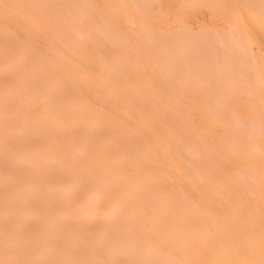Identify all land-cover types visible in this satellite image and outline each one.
Wrapping results in <instances>:
<instances>
[{
	"label": "rangeland",
	"instance_id": "1",
	"mask_svg": "<svg viewBox=\"0 0 264 264\" xmlns=\"http://www.w3.org/2000/svg\"><path fill=\"white\" fill-rule=\"evenodd\" d=\"M31 1H34V0H31ZM49 1L51 2V4ZM49 1L41 0V3L39 1V5L37 7L36 6L30 7V4L28 3L29 1L27 2L26 0L23 1L24 5L23 3L22 4L19 3V2H22V0L21 1L0 0V11H1L0 12V45H1L0 46V71H1L0 72V98L4 94L3 97L0 99V102L2 103L0 104V113L1 112L3 113V116L1 115L2 117L0 118V126L2 125L4 127V128L2 127V130L6 138L9 139L10 138L9 136L11 137L13 136V134L11 133L12 129L15 128L14 127L15 125L16 127L18 125V127L20 128L22 132V134L18 132L19 133V134L17 133L18 136L19 137L22 136L21 138H24L27 136V138L29 139V144L33 145L32 148L27 149L26 147H24L22 150H25V151L32 150L33 151V149L35 148L34 151H37V152L40 151L39 157L41 158L37 157V160L41 165L44 164L43 166H41L43 167L42 170L45 171L44 166H46L45 169L47 170V172H49L50 170L58 171V174L57 172L56 174L52 173L53 171L50 172L49 175L47 173L48 177L46 176L44 180L45 182L46 181L48 182V183L46 182V186L48 189L43 191L42 194L45 197H50V196L54 197L58 193V190H59L58 189L56 192H54L53 190L55 188L59 187L62 189L68 186V184H70L68 183L69 179L67 178V176H65L66 174L63 173L64 171L63 170L61 171L59 169L61 168L59 167L60 164L67 159V157L65 158L64 155H62L64 157L60 156V154H63L62 150H64L65 148H67L70 152H74L75 150H76L75 151L76 153L78 152V154H76V158L77 157L78 158L75 161H79L77 163H79V165L81 164L80 165L82 167L81 169L84 168L83 166L86 167L87 165H89V163L93 167V164L99 159V157H105L106 160H109V161L114 160L113 162L111 161V163H113L114 166L116 165V167H118L119 165V167H121V169H123L124 171L127 170L126 172L130 173L129 175L131 176L133 175L136 177L138 174L135 175V173L136 172L138 173L139 170L136 169V166L132 165L133 163L132 158L134 157V154H136L138 150L139 151L141 150L139 148H143V150L146 151L145 153H147V150L150 149L151 150L149 151L150 153L154 151L157 154L153 152L151 153L152 158L151 159L147 158V161H149L146 163V166H148L146 167L147 171H149L150 169L151 170L149 172L151 173L158 171V170L157 171L153 170L156 168V166L154 167V165L150 163L152 162L153 159H154V164L157 162L156 164L158 165L157 167L159 168V171H160V172L158 171V173L164 172L167 167H168V172H169V169L172 170L171 174L167 172L168 174L161 175L162 177L160 176V178L156 180L158 181L156 182V185L158 186V188L161 189L160 192L162 194L165 193V195L167 196H170L172 194L173 196H175V192L178 191L176 193L177 197H179L180 195L183 196V193L186 194L187 197L191 195L190 196L191 202H194V204L200 206L205 211H208L213 217H215L217 222L218 220H220L222 223L219 221L220 222V223L218 222L219 224H223L225 222V224L223 225L227 227V230L230 233L234 235L239 233L238 236H241V233L239 231L240 229L245 228L246 230H248L245 232H250V231L255 232L256 231L257 234L255 232V235L253 234L254 232H250V233H252L253 236L258 235L259 238L264 241V235H263L264 234V230H263L264 229V14H263L264 11L261 7V4L263 3L264 0H135L136 3L132 0H119V1L117 0H92V1L85 0L84 1L83 0L84 3L82 2V0H77V2H74V0H71L72 3L71 1L70 3L71 5L73 4L72 6H74L73 7L74 11L73 9H71L72 11L69 10L71 6L67 8L70 11V13L73 12V15H75V17L77 16L76 18H73L71 16L72 14L69 15L68 13L69 11L67 12V9L65 8V5L68 2V0L67 2L66 0H53V3L55 5L52 3V0H49ZM115 2L117 4H115ZM37 3L35 4L37 5ZM46 3L50 4L48 5L50 7H46L47 6ZM85 3H87L88 5H86ZM26 4H27V7L30 8V11L28 10L29 8L25 7ZM89 4H91L92 6ZM39 6L41 7L39 8ZM32 8L34 11L32 10ZM51 8L53 10H51ZM78 8L80 11H78ZM5 10L7 11L5 12ZM44 12L47 14L49 13V14L46 15L44 14ZM42 14L45 15V18H43L44 16H42ZM83 17L85 18L83 19ZM62 19L63 20L66 19V20L63 21ZM81 21L83 24H81ZM35 22L37 24H35ZM105 26L108 27L109 31H107V27ZM95 27L99 29L97 30ZM147 29L149 31H151L152 29L151 32L153 33H149V31L147 32ZM99 30L100 31L102 30L104 34L101 32V34H103L101 35ZM143 30L144 32L149 33L147 35L146 33H144L145 36L150 35L149 37H147L148 40L152 37L153 34L158 36L160 32L165 33V34L170 33V35L173 34L172 36L180 35V37L183 35L182 33H184L185 35L186 34L185 32H187V33H190V36L189 34H187L189 37L194 36V37H197L198 39V37L202 36V38L199 39L201 43L208 42L209 44V41L213 40L215 41V43L218 42V44L216 43L217 46L218 45L224 46L225 44L227 45V41H229L228 37L232 34L231 36L233 37H229L230 40L233 41V42L231 41L232 46L229 45L231 42L228 43L227 46H229L231 49L232 47H234V50L232 51V53L235 51V49H237L242 52V53L240 52L242 55L243 53L245 54V56L246 55L249 56L248 53H250L251 56L253 55L252 60H250L251 56H249L247 58L248 61L246 62H249V60L250 62L253 61L254 68H251L252 62L249 63L251 64V66L247 65V63L245 64L247 65V67L249 66V68L247 69L244 67V64H243L244 62L241 63V65L243 64L241 66L239 65L240 63L238 64V62L237 63L233 62L234 60L233 59L231 60L232 62L230 60L227 62L224 61V63L226 62L225 64L229 62L231 63L229 64V67L227 68V70H224V73L225 72L226 73L225 74L223 72L221 73L222 68L220 69L219 67L224 65V63H222L224 58L221 59L222 58L221 56V58H219L221 62L219 61V63L220 64L222 63L223 65L217 66L215 69L216 70L217 68L220 69V72L218 73L224 74L223 76H225V78L228 79V80L224 79L225 82L228 84L227 87H224L226 83H223L224 82L222 80L223 77L220 79L222 82L221 81L217 82L218 73L212 72V73L217 74L215 76L209 73L204 74L203 72L199 71L201 70V67L199 65L195 66V64H197L196 62L198 61V59L199 60H202V58L206 59V57H204L206 56L205 54L208 53L210 55L215 56V53L221 52L219 51L220 46H218V49H219L218 50L217 47L214 46L215 44H213V46L209 44L212 47L216 48L218 51H215V53H212V50H211V53H210V50H209V52L207 53L205 52L201 54V50H202L201 47H200L201 49L200 52L199 50L196 51L198 49L197 46H200L201 44L200 41L196 40L198 41V43L195 42L197 43V45L194 44L193 46L197 47L195 49V52L200 53V55L199 54L197 55H199L201 59L198 58L199 56H197L198 59L197 60L195 59V62H192L196 68H192L191 62H190V65L188 64L187 65L191 68V71L193 69L192 72H194V69L197 70V66L200 67L199 70L197 71L195 70V71L196 72L199 71L200 73H203L204 77H201V78H204L205 80V82L203 80V83L205 84L204 85L202 84V81L199 80L201 79L199 78V76L197 77L198 79L196 78L197 76L196 73H194L196 74L194 75L192 74L191 71H189L190 68L187 67L188 68L187 70L189 72L185 71L186 66L184 64H186V62H183L184 67L181 68L182 69L181 72L179 70H176V71L172 70L170 67L172 66V63L171 65H168L167 61H166L165 66L168 65L170 69L168 68L169 69L168 70L166 69L167 67L164 66L165 60H170V62L175 61L173 64L178 62V60L180 61L185 60L184 56L189 54L187 52L190 51L188 48L189 44L187 43V41L189 40L185 42V46L188 44L187 50L189 51H186V49L184 48L185 50L183 49V52L187 54L183 56L182 51H181L182 54L178 55L179 51L177 53V50H176L177 55L180 56L181 59H182V56L184 58L182 60L176 58L177 59L176 61L175 59L176 54L173 52L175 50L173 47L171 48L172 45L169 46L171 43H168L167 42L168 40L166 41V39H168L170 36L166 37L165 41H163L164 39L159 38V40L161 39V42L160 41L159 42L162 43L163 45H166L168 43L167 44L168 49L166 48L167 45L164 47L168 51L171 48L170 49L171 51H169L170 53L166 54L167 50L164 52L163 50H161L158 55L157 52H159L158 49H160V47L159 48L157 47L158 49L156 50L155 48L156 46L151 45L153 44V41H151V44L149 42L151 39L148 41L149 44L147 45L154 47L155 49H152L151 47L150 48L152 49L153 52L155 50V53L157 55H155V53H153L152 51L150 52L149 50H148L149 52L148 51L145 52L146 47H144L145 49L142 48V50L144 51L140 52L141 44L144 42L142 40V35H140L143 33ZM175 32H177L178 34H176ZM208 32L209 34L207 35H209V38L214 37L215 39L217 38V40L215 39L208 40V36L203 35ZM231 32H233L235 35ZM117 33H120V34L117 35ZM179 33H181L182 35ZM239 33H240V36H239ZM83 34L85 36H83ZM76 36L79 38V40ZM114 36L116 38H114ZM159 36L160 37L163 36L165 38L164 34L159 35ZM176 36L174 37V39L176 38ZM203 36L207 37V39L204 38L203 40ZM171 37L169 38V40L173 39ZM178 37L176 39L180 43L181 38L178 39ZM237 37L238 39L240 38L239 41L244 40L243 41L244 45L246 43H248L247 46L250 45L248 46V50L246 46L244 45L241 46L242 42L239 45L237 41L238 39L236 40ZM111 38L113 39V41ZM117 39H119V41ZM182 39L184 38L182 37ZM233 39H235L237 43ZM80 40H83L84 42ZM93 40L95 41L93 42ZM154 40H158V38ZM191 41H193V38L192 40L190 39V43L192 46ZM213 41L212 43H214ZM78 42H81V43H78ZM94 43L96 44L94 45ZM179 43L178 45L182 44V43L180 44ZM145 44L146 42H144L143 45ZM201 46L204 47V44H202ZM211 46L210 47L205 46L204 48L203 47L202 48L203 50L207 49L206 47H208L209 49L211 48ZM239 46H241V49L239 48ZM129 47H131L132 49ZM164 47L162 46L161 49H163ZM249 47L252 48L253 51H251ZM9 48L12 50H9ZM193 48H191L193 52L190 51V54L194 53L196 57V53L194 52ZM242 48H244L243 50L245 51H242ZM18 49L20 50L18 51ZM246 50L249 52L246 53ZM59 51H62V52H59ZM205 51H208V50H205ZM56 52L57 54L59 52L60 55H62L63 53L67 55L65 56L63 54V57H64L63 62H65L66 60V63H61V61L54 63L53 57H54V53ZM131 52H134V53H131ZM143 52L146 55L143 54ZM172 53L174 54L172 55ZM222 53L223 52H221L220 54L224 55L227 53L229 55L228 50L224 52L223 54ZM169 54L172 55L170 59L168 58ZM227 54L225 57L226 59H227ZM237 54H239L238 51H237ZM126 55L128 57L131 55L130 59L131 57L133 59L129 60V58H127ZM210 55L208 56L210 57ZM18 56H21V57H18ZM161 56L163 58L165 57L163 61L164 63L162 62L163 65L159 61L161 60ZM191 56L192 55H190V57ZM122 57L123 58L126 57L128 63H126L125 61L126 59L121 60ZM157 57L160 58V59L158 58L159 62L156 60ZM209 57L207 58V60L208 59L210 60ZM243 57L244 56H242V58ZM192 58L194 60V57ZM238 58L240 57H237V59ZM69 59L71 61H69ZM237 59L235 58L234 61H236ZM123 60H124V63L121 64ZM153 60H155V62ZM188 60L193 61L187 58V63L189 62ZM207 60H204V61H206L207 63ZM216 60L214 59L210 60V61H213V65L210 66L211 68L214 65L215 66L217 65L215 64L217 63L215 62ZM180 61L179 63H176L178 68L182 66L181 65L182 62ZM105 62L107 63V65ZM170 62L168 61V63ZM200 62L202 63L203 61H200ZM200 62L198 61V64H201ZM204 63L205 62H203L202 64L205 65ZM211 63L212 62H210V64ZM59 64L61 66H59ZM67 64H69L70 68L69 66H67ZM115 64L116 65L118 64V65L116 66ZM208 64L209 62L207 63L206 67L209 70L210 67H208ZM50 66H53V67H50ZM226 66H224L223 68H226ZM176 67L173 65L172 68H176ZM206 67L204 66L205 70H206ZM1 68L2 69L4 68L3 70L5 71L3 72ZM26 68H28L29 70ZM106 68L107 70H105ZM170 70L172 71L170 72ZM27 73L28 74L31 73L30 77L32 78L30 82H29L28 77L27 79V78H24L26 76H23L25 74L28 75ZM200 73L199 75L201 76ZM219 76L221 77L222 75H218V77ZM113 77L114 79H112ZM22 79L24 81L26 80L28 81L23 82ZM56 79L59 81L58 84H57L58 81ZM260 80H262L263 83L261 82V84H259ZM220 82L223 84H219ZM26 85L29 86V89H28V86ZM50 85H52V87ZM9 90L11 93L9 92ZM63 91L65 92L66 95H64ZM9 93H10V96L9 95L7 96V94ZM12 93L15 97H13V95L11 96ZM49 94L50 95L52 94L49 97H52V96L54 97V98L53 97L51 98V101H52L51 102L52 106L50 105L51 107L50 106L47 107L48 102L46 100H48V96L44 97ZM139 95L141 97H138ZM84 100H87V101H84ZM39 101H40V104H39ZM70 101H72V104ZM21 102L22 104L23 103L26 105L28 104L29 106L27 105L28 106L27 107L25 105H22ZM74 103L75 104L78 103L79 105L78 104L75 105ZM87 103L89 104V106ZM20 106L22 107L24 106L23 111L21 109L22 107ZM45 106L47 108H45ZM4 107H5V110H4ZM25 107L28 109L30 108V110L28 109L27 110L31 111V113L35 115V118L33 117L34 116L33 114H31L30 112H27ZM11 108L12 109L14 108V109L12 110ZM48 108L49 109L57 108L56 110L58 114L55 109L53 111L52 109L48 110L49 111L48 113L46 111ZM82 108L84 109L82 110ZM67 109H70V110H67ZM98 109H102V110H98ZM15 110H18V111L16 112ZM11 111L13 113H11ZM85 111H87L88 113H84ZM155 111L158 114L155 113ZM6 112L9 116L10 115L12 116L10 117L5 116ZM45 113H48V115ZM150 113H151V116L153 114H156L159 118L158 117L150 118ZM56 115L58 118L57 120L54 119L55 118L54 116ZM78 115H80L81 117ZM144 115H146L147 117ZM106 116H108V118ZM72 117L75 118V120L77 119V122L79 124L77 125V128H79L78 130H80V132L78 131L77 133H75L76 137L74 138V140H72L73 143L69 145L70 141H65V140H69L71 138V137L70 138L68 137L70 135L69 129H71V126H70L71 123L69 124L70 121L68 120V118L73 119ZM26 118L29 119L27 121H30V122H24L25 124L22 122L20 123L21 119L22 121H24L23 119H26ZM51 118H53L54 122L59 121L57 122V124L56 123L55 124L57 125L56 127L58 129H61V131H63L64 136L60 130L58 131L62 135H60L59 132L56 130L57 128L55 129V127L51 125H49L47 128L52 127L51 131H54L55 134L54 133L52 134V132L49 133V130L48 132H46L47 130L44 131V129H47V128L45 127V125H42V124H44L45 120H49ZM60 118L62 119V121L60 120ZM3 119L9 120V121H6V120L4 121ZM149 119H150V123H149ZM18 120H19V123H18ZM144 120L146 121V123L147 122L148 123L146 124L142 122ZM3 122H5L6 127L3 125L4 124ZM59 123L61 124V126L63 124L62 128L60 127ZM19 124H23V125L20 126ZM33 124L36 126H33ZM64 124H66V126ZM135 124L137 125V127ZM24 125L26 127L28 126L26 130H25ZM132 126L133 128H131ZM147 126H148V131H147ZM9 127L11 128V131L9 130L10 129ZM138 127H140V131ZM142 127H143V130H141ZM150 127H152V129H149ZM178 127H180V129H178ZM35 128L38 130V133L35 132L36 131ZM129 129L130 131L134 129V133L132 134V132H130ZM39 130L40 132L42 130V132L39 133ZM135 131H136V135H135ZM32 132L37 137L32 135L31 134ZM87 132L88 134L91 133L93 135L89 134V136L91 135L90 138L92 140L91 141L92 143H89V146L85 148L83 146H79L81 145L79 138L80 136L87 134ZM137 132H139V134H137ZM57 133L63 138L65 137V134H67L66 135L67 138L63 139L65 142L64 141L61 142L62 141L61 137L59 136L58 138ZM140 133L143 135H141ZM175 133L177 135H175ZM150 134L152 135L151 137H150ZM54 136L56 137L55 139H54ZM78 136L79 138L77 139ZM108 136H111V137H108ZM30 137H31V140H30ZM106 137L111 141L108 142ZM27 138H24V139L26 140ZM36 138L37 140H39L38 141L39 143L36 141ZM101 139H103L104 143L102 142ZM156 139H158V141ZM58 140H60L59 145L57 143ZM53 141H56V143ZM97 141L101 142L100 145ZM127 141L129 142L127 143ZM132 141L134 144L132 143ZM47 143L51 145V148L50 147L48 148V146L46 145ZM96 144L98 147L96 146ZM130 144L132 145V147ZM154 145H157V146H154ZM36 146H39V148ZM54 146L56 148L58 147L57 150L56 148H54ZM125 146H126V149H124ZM138 146L139 148H136ZM45 147H47L48 150ZM81 147L82 149H80ZM154 147L156 148L158 147V149L160 148L159 150L157 149L160 153L157 152V150ZM94 148H96V150H94ZM51 150H54L52 151L53 154L48 153ZM81 150L82 152H80ZM243 150L245 151V154L246 153L248 154V152H246L248 150L249 154L244 155ZM45 151H47V153ZM69 151H66V154H69ZM107 151H109V153ZM94 152H97V153H94ZM142 153L145 154L144 151ZM163 153L164 155H162ZM107 154L111 156H107ZM152 154H156V155L152 156ZM44 155H45V158L42 157ZM81 155H84V157ZM121 155L123 156V158ZM147 155H150V154H147ZM147 155L145 154V156ZM91 156H92V159H91ZM157 156L159 159H157ZM165 156L167 158H165ZM53 157L58 159V161L60 160L59 158H62L61 162L58 163ZM163 157L165 160L162 159ZM46 158H48V161H49V162L46 161L48 165H46V163H42L43 160L45 161ZM111 158H114V159H111ZM51 159H53L54 161L53 160L50 161ZM168 159L171 160L172 162L170 161L171 163L169 162L165 163L166 160ZM117 160L120 162H117ZM123 161L125 163H123ZM161 162H163V164ZM164 163L167 165L169 163V165H171V168H169L170 167L169 165L167 166ZM163 166L165 167V169L163 168ZM55 167L56 169H54ZM78 168L80 169L79 166ZM160 168L164 169V171H162ZM2 173H4L5 176H3ZM94 173L95 172L93 173L91 172V174H94ZM9 174L11 177H8ZM87 174L82 175V177L88 178L90 176V173H87ZM0 176L4 177L6 181L8 182V184L11 185L12 183H14L13 179L15 181L16 174L14 171H12L11 165L9 163H3V164L0 163ZM11 178L13 179L11 180ZM65 183H68V184H65ZM48 184L49 185L51 184V185L48 187ZM162 185L163 186L165 185V187H163ZM55 186H58V187H55ZM113 186L115 187L109 188V192H112V194H114L113 195L114 197V196H117L119 193V187H118L119 185L117 186L116 184ZM52 187H55V188L52 189ZM85 187L87 186L83 183L81 184V186L78 185L75 195L71 196L69 199L67 198L68 196H63L62 197L63 200L60 201L61 195L59 196L56 195L58 197V199L56 200L57 201L59 200V202H57L58 203L57 210L58 211L60 210L59 212L60 214H62V212L66 210V212H63V215L65 214L66 216H67V213H69V215L73 214V216L71 215V217L68 216L69 218H71L69 221V229H70V226L77 227V226H81L80 224H82L83 227L89 230L88 233L90 236H92V237L90 236L89 237L93 238V236H95V234L97 233V231L94 232V230L98 229L97 226L100 225L101 227H103V226H106L108 223L113 224L116 221L117 219L116 215H118L119 210L115 209V210L108 211L110 199H106V198L102 199L96 206L92 207V205H90L91 200L89 199V201H86L85 197L87 196V189ZM181 190H183L182 193H181ZM48 191H50V193H52L53 195L50 194ZM60 191L61 190H59V192ZM188 192L190 195L188 194ZM105 194H107V192ZM112 194H109V196ZM53 199H55V197ZM199 199L201 200V202L200 201L198 202ZM207 201L208 203H206ZM17 209L14 212H12L11 215H15L16 213H18L19 210L17 211ZM31 213L33 214V217H39L43 219L46 216V209H43L42 211L31 210L30 215L32 216ZM92 213L97 215L96 218H93ZM226 218L228 220H226ZM230 218L231 220L229 221ZM4 221H3V217L1 216V210H0V223H3ZM238 224L240 225L239 229L237 227ZM243 225L244 227H242ZM65 228L68 230L67 227ZM66 229H65V234L64 233L61 234L63 235V237L61 236L62 240L63 238H65L64 236H66ZM2 231L3 230L0 229V237L2 235H6L4 231H3L4 233H1ZM245 232L242 231L243 234H248ZM34 253H33V257L36 258L37 253L36 254ZM34 258L32 259L33 262H35V264H38L37 263L38 259L37 258L34 259ZM86 264H90V263H86ZM120 264H128V261L122 260Z\"/></svg>",
	"mask_w": 264,
	"mask_h": 264
},
{
	"label": "bare ground",
	"instance_id": "2",
	"mask_svg": "<svg viewBox=\"0 0 264 264\" xmlns=\"http://www.w3.org/2000/svg\"><path fill=\"white\" fill-rule=\"evenodd\" d=\"M18 1H21V0H18ZM23 1L24 0H22V2H19L20 4H22L23 3ZM29 4H30V7H33V6H38L39 5V1H40V3H41V0H34V1H31V0H26ZM31 1V2H30ZM46 1V0H45ZM49 1V0H48ZM70 1L71 0H68V2L70 3ZM85 1V0H84ZM89 1V0H88ZM92 1V0H91ZM117 1H119V0H117ZM132 1H134L135 2V0H132ZM37 3V5L35 4V3ZM50 2V1H49ZM66 2H67V0H66ZM67 2V3H68ZM74 2H77V0H74ZM73 2V3H74ZM82 2H83V0H82ZM127 2V1H126ZM261 2V1H260ZM52 3H53V0H52ZM62 3V2H61ZM67 3H66V5H67ZM69 3H68V5L66 6L65 5V8L67 9V12L70 10V11H72L71 9H73V7L74 6H72L71 5V3H72V1H71V3H70V5H69ZM84 3V2H83ZM93 3V2H92ZM120 3V2H119ZM118 3V4H119ZM136 3V2H135ZM47 4V3H46ZM50 4H51V2H50ZM50 4H47V6L46 7H50V6H48V5H50ZM54 4V3H53ZM59 4V3H58ZM65 4V3H64ZM86 5H88L87 3H85ZM115 4H117L116 2H115ZM256 4V3H255ZM264 4V1H263V3L261 4V7H262V9H263V11H264V8H263V5ZM23 5H24V3H23ZM22 5V6H23ZM42 5V4H41ZM55 5V4H54ZM53 5V6H54ZM89 5H91V4H89ZM94 5V4H93ZM122 5V4H121ZM259 5V4H258ZM59 6V5H58ZM71 6V8L68 10V8L67 7H70ZM92 6V5H91ZM25 7H27V4H26V6ZM41 6H39V8H40ZM86 7H88V6H86ZM27 8H29V7H27ZM27 8H26V10H27ZM35 8V7H34ZM59 8V7H58ZM24 9V8H23ZM43 9V8H42ZM41 9V10H42ZM44 9H46V8H44ZM49 9V8H48ZM54 9H56V8H54ZM60 9V8H59ZM83 9V8H82ZM29 11H30V8L28 9ZM32 10H33V8H32ZM51 10H53L52 8H51ZM62 10V9H61ZM7 10H5V12H6ZM21 11H23V10H21ZM34 11V10H33ZM70 11L68 12L69 13V15H71L73 18H76L75 17V15H73V12H71L70 13ZM73 11H74V9H73ZM77 11V10H76ZM78 11H80L79 10V8H78ZM1 12V11H0ZM3 12V11H2ZM46 12V11H45ZM44 12V14H46V15H48L47 13H45ZM25 13H26V11H25ZM54 13V12H53ZM58 13H60V12H58ZM82 13V12H81ZM87 13V12H86ZM8 14V13H7ZM28 14H29V12H28ZM33 14V13H32ZM36 14H37V12H36ZM52 14V13H51ZM56 14V13H55ZM79 14V13H78ZM264 14V13H263ZM262 14V15H263ZM54 15V14H53ZM68 15V16H69ZM81 15V14H80ZM111 15V14H110ZM126 15V14H125ZM42 16H44L43 18H45V15H43L42 14ZM55 16V15H54ZM82 16V15H81ZM84 16V15H83ZM87 16V15H86ZM127 16V15H126ZM31 17H33V16H31ZM65 17V16H64ZM35 18V17H34ZM81 18V17H80ZM79 18V19H80ZM85 17H83V19H84ZM87 18V17H86ZM106 18V17H105ZM109 18V17H108ZM37 19V18H36ZM48 19V18H47ZM61 19V18H60ZM68 19V18H67ZM33 20V19H32ZM54 20V19H53ZM63 20V19H62ZM66 20V19H65ZM65 20H63V21H65ZM75 20V19H74ZM106 20V19H105ZM35 21V20H34ZM40 21V20H39ZM45 21V20H44ZM42 22H43V20H42ZM65 23V22H64ZM88 23V22H87ZM90 23V22H89ZM107 23V22H106ZM110 23V22H109ZM31 24V23H30ZM35 24H37L36 22H35ZM81 24H83L82 23V21H81ZM114 24V23H113ZM34 25V24H33ZM60 25V24H59ZM78 25V24H77ZM89 25V24H88ZM111 25H112V23H111ZM37 26H39V25H37ZM42 26V25H41ZM70 26V25H69ZM83 26V25H82ZM87 26V25H86ZM108 26V25H107ZM107 26H105V27H107ZM63 27V26H62ZM84 27V26H83ZM146 27V26H145ZM67 28V27H66ZM96 28V27H95ZM144 28V27H143ZM82 29V28H81ZM87 29V28H86ZM97 30L99 29V28H96ZM141 29H142V27H141ZM146 29V28H145ZM71 30V29H70ZM70 30H69V32H70ZM93 30V29H92ZM160 30V29H159ZM3 31V30H2ZM60 31V30H59ZM75 31V30H74ZM79 31V30H78ZM85 31H87V30H85ZM100 31V30H99ZM98 31V32H99ZM107 31H109L108 30V27H107ZM106 31V32H107ZM115 31V30H114ZM149 30L147 29V32H148ZM151 31H152V29H151ZM151 31H149V33H153V32H151ZM154 31V30H153ZM155 31H157V30H155ZM80 32V31H79ZM89 32V31H88ZM101 32H102V30L100 31V34H101ZM117 32V31H116ZM119 32V31H118ZM60 33V32H59ZM68 33V32H67ZM103 33V32H102ZM144 33H146V32H144V30H143V33L142 34H140V35H142V40L144 41V42H146V44L145 45H143L144 44V42L141 44V50H140V52L141 51H144V50H142V48H144V47H146V50H145V52H147L148 50L151 52L152 51V49H155L156 48V50L160 47V49H158V51L159 52H157L158 53V55H159V53H160V51L161 50H163V52L164 51H166L167 49H168V43H171L169 46H171V48L173 47L174 48V50L175 51H173L175 54H176V57H175V59L177 58V59H181V57L180 56H178L179 54L181 55L182 54V52H183V49L185 48L186 49V51H191V52H193V50L191 49V48H193V47H195V46H193L194 44L195 45H197V43H198V41H200L199 39L200 38H202V36L201 37H198V39H197V37H189L190 36V33H187V32H185L186 34V36L184 35V33H179V34H181L182 36L180 37V35H175L176 36V38L178 37V39H182V37L184 38V39H180V43H182L181 45H178V40L175 38L174 39V37L175 36H172V35H170V33L169 34H165V33H162V32H160V34H158V36H156L155 34H153V35H155V36H153L152 34V37L148 40L147 39V37H149L150 35H148V36H145L144 35ZM149 33H146V35L147 34H149ZM159 33V32H158ZM162 33V34H161ZM174 33V32H173ZM176 34H178L177 32H175ZM231 33H233V32H231ZM62 34H63V32H62ZM76 34V33H75ZM97 34V33H96ZM104 34V33H103ZM103 34H101V35H103ZM110 34V33H109ZM118 34H120V33H117V35ZM164 34V36H165V38L162 36V37H160L159 35H163ZM187 34H189V36L187 35ZM207 34H209V32L208 33H206V34H203L204 36H208V40L209 39H215L214 37H212V38H209V35H207ZM234 34V33H233ZM78 35V34H77ZM79 35H81V34H79ZM125 35V34H124ZM144 35V36H143ZM232 35V34H231ZM229 36V37H233V36ZM235 35V34H234ZM242 35V34H241ZM63 36V35H62ZM71 36V35H70ZM83 36H85L84 34H83ZM110 36V35H109ZM121 36V35H120ZM171 38H173L172 40H169V38L170 37ZM203 36V40H204V38L205 39H207V37H204ZM210 36H212V35H210ZM239 36H240V33H239ZM31 37V36H30ZM34 37V36H33ZM60 37H61V35H60ZM77 37V36H76ZM95 37V36H94ZM96 37H97V35H96ZM99 37V36H98ZM108 37V36H107ZM122 37V36H121ZM128 37V36H127ZM131 37V36H130ZM139 37V36H138ZM144 37H145V39H144ZM155 37V38H154ZM166 37H169L168 39H166ZM186 37V38H185ZM216 37V36H215ZM228 37V40L229 41H227V45H228V43H230L232 40H230V38ZM243 37V36H242ZM250 37V36H249ZM8 38V37H7ZM74 38V37H73ZM78 38V37H77ZM82 38V37H81ZM114 38H116L115 36H114ZM129 38V37H128ZM158 38V40H154V39H157ZM159 38H161V39H164L163 41H165V39H166V41L168 42H165V43H167L166 45H167V49L164 47V46H166V45H163L162 43H160L161 42V39L159 40ZM189 38V39H188ZM192 38H193V41H191L192 42V46H191V43H190V39L192 40ZM235 38V37H234ZM62 39V38H61ZM68 39V38H67ZM75 39V38H74ZM87 39V38H86ZM96 39V38H95ZM99 39V38H98ZM100 39H101V37H100ZM107 39V38H106ZM112 39V38H111ZM123 39V38H122ZM126 39V38H125ZM138 39H140V38H138ZM195 39V40H194ZM219 39H221V38H219ZM238 39V37L236 38V40ZM240 39V38H239ZM239 39L237 40L238 41V43H239V45H240V43H241V46L242 45H244L243 44V41L242 40H240L239 41ZM243 39H245V38H243ZM63 40V39H62ZM77 40V39H76ZM75 40V41H76ZM78 40H79V38H78ZM91 40V39H90ZM108 40V39H107ZM118 41H119V39H117ZM127 40V39H126ZM173 40H174V42H173ZM177 40V41H176ZM187 40H189V41H187ZM196 40H198V41H196ZM202 40V39H201ZM202 40V41H203ZM215 40H217V38L215 39ZM225 40V39H224ZM223 40V41H224ZM226 40H227V38H226ZM233 40H235V39H233ZM235 40V41H236ZM70 41V40H69ZM80 41H83V40H80ZM87 41V40H86ZM89 41V40H88ZM95 40H93V42H94ZM100 41V40H99ZM112 41H113V39H112ZM129 41H131V40H129ZM141 41H139V42H141ZM150 42V44H151V41H153V44H151L152 46H156L155 48L154 47H152V46H149V45H147V44H149V42ZM158 43H157V42ZM160 41V42H159ZM162 41V42H163ZM183 41H184V43H183ZM187 41V43L189 44V47H188V44L185 46V42ZM206 41V40H205ZM204 41V42H205ZM213 41V40H212ZM212 41H209V44H211L212 46H213V44H215L214 46H216L217 47V49H218V46H220V45H216V43L218 44V42H216L215 43V41H213L214 43H212ZM220 41V40H219ZM222 41V42H223ZM237 41H236V43H237ZM249 41V40H248ZM71 42V41H70ZM84 42V41H83ZM110 42V41H109ZM124 42V41H123ZM128 42V41H127ZM133 42H135V41H133ZM137 42V41H136ZM148 42V43H147ZM195 42H197V43H195ZM233 42V41H232ZM232 42L229 44V45H231L232 44ZM3 43V42H2ZM26 43V42H25ZM28 43V42H27ZM30 43V42H29ZM78 43H81V42H78ZM111 43V42H110ZM129 43V42H128ZM154 43H156V44H154ZM164 43V42H163ZM179 43V44H180ZM200 43H201V41H200ZM207 43V44H206ZM206 43H201L200 44V46H197L198 47V49L196 50V51H198L199 50V52H200V50H201V54L202 53H207V52H209V50H210V53H211V50H212V53H215V51H218L216 48H214V47H212L211 45H209L208 44V42H206ZM72 44H74V43H72ZM71 44V45H72ZM84 44V43H83ZM96 43H94V45H95ZM160 44V45H162L164 48L163 49H161V47L162 46H158V45ZM173 44H174V46H173ZM202 44H204V47L205 46H208V47H210L211 46V48H213V49H211V48H209L208 49V47H206L207 49H204L203 50V46H201ZM206 44V45H205ZM224 44V43H223ZM247 44L248 43H246L244 46H246L247 47V50H248V46H250V45H248L247 46ZM6 45V44H5ZM19 45V44H18ZM31 45V44H30ZM100 45V44H99ZM124 45V44H123ZM143 45V46H142ZM147 45V46H146ZM226 44L223 46V47H225V48H223L222 46H220V50L219 51H221V52H226L227 50H228V53H229V55L227 54V59L225 58L226 57V54H224V55H221L220 53L221 52H217V53H215V56H213V55H210V54H208V55H210V57L207 55V54H205L206 56H204V57H206V59H203L202 58V60H199L198 58H200L201 59V57L199 56L200 55V53H198V52H195V49L197 48V47H195V48H193L194 49V52L196 53V57H195V54L193 53V54H190V51L189 52H187V53H189L190 55H192L191 57H190V55L189 54H187V53H185V52H183V56L184 55H186V56H184L185 57V60H183V61H180V60H178V62H176V63H179V61L180 62H182V66H180L179 68H178V66L176 65V63L175 64H173L175 61H172V59H171V61L172 62H170V60H165L164 61V58L166 57V55H165V57L163 58L162 56H161V60H159L160 61V63H162L163 61L165 62H163L164 63V66L166 65V61H167V64L168 65H171V63H172V66H170L171 67V69L172 70H179L180 72L182 71V69L181 68H183L184 66H183V62H186V64H184L186 67H185V71L186 72H189V71H191V68L188 66V65H190V62L192 63V62H195V59L197 60L198 59V61L200 62V61H203V62H205L204 64L205 65H203L201 62V64H198V61L196 62L197 64H195V66L196 65H199L200 67H201V70H199V66H197V70H199V71H201V72H203L204 74L205 73H209V74H213L214 76L215 75H217L216 73H218V72H220V69L222 68V70H221V73L223 72L224 73V70H227V68L229 67V64L232 62L231 60H235V58L237 59V57H240V58H238L236 61H234L233 60V62H238V64L239 65H241V63H243L244 64V67L245 68H249V66H251V64H249V63H251L252 62V67L251 68H254V64H253V61H251L250 62V60H252V56L250 55V53H248L249 51H247L246 50V53H248L249 54V56H251V58H250V60H249V62H246V61H248V57L249 56H245V54L243 53V55L241 54L242 52L241 51H239V50H237V49H235V51L232 53V51L234 50V47H232V49L229 47V46H227ZM252 45V44H251ZM1 46V45H0ZM13 46V45H12ZM26 46V45H25ZM98 46V45H97ZM101 46H102V44H101ZM119 46V45H118ZM130 46V45H129ZM176 46V47H175ZM180 46V47H179ZM226 46H227V48H226ZM232 46V45H231ZM237 46V45H236ZM241 46H239V48L241 49ZM243 46V47H244ZM69 47V46H68ZM83 47V46H82ZM125 47V46H124ZM137 47V46H136ZM152 49H151V48ZM158 47V48H157ZM178 47V48H177ZM187 47L189 48V50H187ZM200 47H201V49H200ZM203 47V48H202ZM245 47V48H246ZM25 48V47H24ZM129 48H131V47H129ZM139 48V49H140ZM170 48V49H171ZM181 48V49H180ZM221 48H222V50H221ZM229 48H230V50H229ZM250 48V47H249ZM27 49V48H26ZM26 49H24V50H26ZM31 49V48H30ZM33 49V48H32ZM79 49V48H78ZM123 49V48H122ZM132 49V48H131ZM135 49V48H134ZM145 49V48H144ZM169 49V51H171ZM184 49V50H185ZM244 48H242V51H245V50H243ZM9 50H12V49H10L9 48ZM20 49H18V51H19ZM23 50V49H22ZM176 50H177V53H178V51H179V53H178V55H177V53H176ZM205 50H208V51H205ZM224 50V51H223ZM250 50L251 51H253L252 50V48H250ZM16 51V50H15ZM28 51V50H27ZM30 51V50H29ZM54 51V50H53ZM57 51V50H56ZM98 51H99V49H98ZM124 51V50H123ZM126 51H128V50H126ZM132 51V50H131ZM148 51V52H149ZM168 50L166 51V54L167 53H170ZM182 51V52H181ZM204 51V52H203ZM237 51L239 52V54H237ZM250 51V52H251ZM31 52V51H30ZM34 52V51H33ZM59 52H62V51H59ZM59 52H58V54H57V52L56 53H54V63L55 62H58V61H61V63H66V60H65V62H63L64 61V57H63V54L65 55V56H67L65 53H63L62 55H60L59 54ZM119 52V51H118ZM153 52V51H152ZM230 52H231V54H230ZM241 52V53H240ZM28 53V52H27ZM53 53V52H52ZM127 53V52H126ZM131 53H134V52H131ZM153 53H155V50H154V52ZM174 53H172V55L174 54ZM218 53H219V55H218ZM222 53V54H223ZM237 54V56H236V54ZM253 53V52H252ZM30 54V53H29ZM32 54V53H31ZM37 54H38V52H37ZM122 54V53H121ZM143 54H145L144 52H143ZM149 54V53H148ZM151 54V53H150ZM197 54H199V55H197ZM217 54V55H216ZM20 55V54H19ZM40 55H41V53H40ZM48 55H50V54H48ZM146 55V54H145ZM152 55V54H151ZM155 55H157L156 53H155ZM154 55V56H155ZM170 55V56H169ZM168 55V58L170 59L171 58V54H169ZM241 55V56H240ZM26 56V55H25ZM43 56V55H42ZM131 56V55H130ZM130 56L128 57L127 55H126V57L127 58H129V60H132L133 58L131 57V59H130ZM175 56V55H174ZM174 56H173V58H174ZM180 57V58H178V57ZM183 56H182V59H184L183 58ZM197 56H199L198 58H197ZM218 56V57H217ZM221 56H222V58H221ZM234 58H233V57ZM242 56H244L243 58H242ZM18 57H21V56H18ZM40 57V56H39ZM86 57V56H85ZM100 57V56H99ZM116 57H117V55H116ZM126 57H122L121 58V60L122 59H126ZM153 57V56H152ZM192 57H194V60H193V58ZM210 58V60L212 59H214V60H216L217 58V60L215 61V62H217V63H215V64H217L213 69L210 67L211 65H213V61H210L209 59L207 60V58ZM211 57H213V58H211ZM22 58H24V57H22ZM50 58V57H49ZM52 58V57H51ZM136 58H138V57H136ZM158 58L159 57H157V61H158ZM187 58H189L190 60H193V61H189L188 63H187ZM192 58V59H191ZM219 58H221V59H223V62L222 63H224V61H231V62H229V63H227V64H225L224 63V65L221 63H219V61H220V59ZM230 58H232V59H230ZM242 58V59H241ZM40 59H42V58H40ZM47 59V58H46ZM116 59H118V58H116ZM153 59V58H152ZM151 59V60H152ZM160 59V58H159ZM177 59H176V61H177ZM181 59V60H182ZM20 60H22V59H20ZM39 60V59H38ZM124 60H123V62L121 63V64H123L124 63ZM143 60H144V58H143ZM142 60V61H143ZM204 60H207V63L209 62V64H208V67H210L211 68V70H210V68H209V70H208V68L206 67L207 66V63H206V61H204ZM240 60V61H239ZM245 60V61H244ZM46 61H48V60H46ZM69 61H71L70 59H69ZM99 61V60H98ZM113 61V60H112ZM126 61V63H128L127 62V59L125 60ZM154 62H155V60H153ZM158 61V62H159ZM168 61L170 62V63H168ZM256 61V60H255ZM50 62V61H49ZM53 62V61H52ZM102 62V61H101ZM103 62H104V60H103ZM116 62V61H115ZM131 62V61H130ZM210 62H212L211 64H210ZM221 62V61H220ZM23 63V62H22ZM70 63V62H69ZM106 63V62H105ZM111 63V62H110ZM114 63V62H113ZM117 63V62H116ZM163 63H162V65H163ZM247 63V65H249L248 67H247V65H245ZM16 64V63H15ZM188 64V65H187ZM219 64V65H218ZM242 64V65H243ZM24 65V64H23ZM55 65H57V64H55ZM55 65H54V67H55ZM65 65V64H64ZM105 65V64H104ZM106 65H107V63H106ZM116 65V64H115ZM118 65V64H117ZM116 65V66H117ZM168 65L167 66H165V67H167L166 69H170V67H168ZM173 65L177 68H172L173 67ZM179 65V64H178ZM192 65V68H196L195 66H194V64L192 63L191 64ZM220 65H223V66H220ZM227 65V66H226ZM238 65V66H239ZM241 65V66H242ZM59 66H61L60 64H59ZM67 66H69V64H67ZM66 66V67H67ZM74 66V65H73ZM109 66V65H108ZM115 66V67H116ZM203 66V67H202ZM204 66L206 67V70H205V68H204ZM217 66H220L219 68L220 69H218L217 68V70L215 69ZM224 66H226V68H223ZM50 67H53V66H50ZM57 67V66H56ZM125 67H127V66H125ZM130 67V66H129ZM190 68V70L188 71L187 69L188 68ZM69 68H70V66H69ZM203 68H204V70H203ZM243 68V67H242ZM257 68H258V66H257ZM2 69V68H1ZM4 69V68H3ZM2 69V70H3ZM26 69H28V68H26ZM117 69V68H116ZM130 69V68H129ZM168 69V70H169ZM29 70V69H28ZM34 70V69H33ZM44 70V69H43ZM67 70H69V69H67ZM72 70V69H71ZM105 70H107V68L105 69ZM114 70V69H113ZM118 70H119V68H118ZM117 70V71H118ZM127 70V69H126ZM172 70H170V72L172 71ZM196 69H194V72H192L193 71V69H192V74H194V73H196L197 74V76H196V78L199 76V78H201V77H204V75H203V73H200L199 71V73L201 74V76L199 75V73L198 72H196L195 71ZM213 70V71H212ZM214 70H216V71H214ZM219 70V71H218ZM255 70H257V69H255ZM5 70H3V72H4ZM25 71V70H24ZM42 71V70H41ZM48 71V70H47ZM184 71V70H183ZM184 71V72H185ZM206 71H208V72H206ZM210 71H211V73H210ZM1 72V71H0ZM34 72V71H33ZM127 72V71H126ZM179 72V73H180ZM190 72V73H191ZM212 72H216V73H212ZM108 73V72H107ZM111 73V72H110ZM116 73V72H115ZM221 73H218V75H222L221 77L219 76L218 77V75H217V79H218V81L217 82H219V81H221L220 79L223 77V83H226L225 82V80H228V79H226L225 78V76H223L224 74H221ZM260 73V72H259ZM28 74V73H27ZM31 74V73H30ZM30 74H28V75H23V76H26V77H24V78H29V82H30V80H31V78L32 77H30ZM73 74V73H72ZM112 74V73H111ZM175 74V73H174ZM196 74H194V75H196ZM208 74V75H209ZM116 75V74H115ZM255 75V74H254ZM21 76V75H20ZM32 76V75H31ZM110 76V75H109ZM118 76V75H117ZM35 77V76H34ZM36 77H37V75H36ZM114 77H116V76H114ZM114 77L112 78V79H114ZM125 77V76H124ZM124 77H122V78H124ZM23 78V79H24ZM27 78V79H28ZM127 78V77H126ZM195 78V77H194ZM260 78H262V77H260ZM22 79V80H23ZM110 79V78H109ZM198 79V78H197ZM196 79V80H197ZM216 79V80H217ZM225 79V80H224ZM21 80V81H22ZM33 80V79H32ZM57 80V79H56ZM128 80V79H127ZM199 80H201L202 81V84H204L203 83V80H204V78H201V79H199ZM199 80H198V82H199ZM26 81H28V80H26ZM26 81H24L23 80V82H26ZM58 81V80H57ZM114 81V80H113ZM201 81H200V83H201ZM112 82V81H111ZM129 82V81H128ZM204 82H205V80H204ZM210 82V81H209ZM222 82V81H221ZM219 83V84H223V83ZM260 83L259 84H261V82H262V80H260L259 81ZM20 83V82H19ZM59 83V81L57 82V84ZM131 83V82H130ZM129 83V84H130ZM207 83V82H206ZM263 83V82H262ZM24 84V83H23ZM30 84V83H29ZM112 84V83H111ZM12 85V84H11ZM48 85V84H47ZM110 85V84H109ZM205 85V84H204ZM209 85H211V84H209ZM214 85H216V84H214ZM10 86V85H9ZM13 86V85H12ZM26 86H28V85H26ZM51 87H52V85H50ZM57 86H59V85H57ZM111 86V85H110ZM224 86V85H223ZM228 86V84L226 83L225 84V86L224 87H227ZM15 87V86H14ZM22 87H23V85H22ZM31 87V86H30ZM220 87H221V85H220ZM55 88H57V87H55ZM55 88H54V90H55ZM28 89H29V86H28ZM50 90V89H49ZM59 90V89H58ZM110 90V89H109ZM117 90V89H116ZM13 91V90H12ZM9 92H10V90H9ZM40 92H41V90H40ZM47 92H48V90H47ZM64 92V91H63ZM113 92V91H112ZM115 92H117V91H115ZM136 92V91H135ZM1 93H3V92H1ZM11 93V92H10ZM10 93L9 94H7V96L9 95L10 96ZM42 93H43V91H42ZM46 93V92H45ZM50 93H51V91H50ZM53 93V92H52ZM6 94V93H5ZM143 94V93H142ZM4 95V94H3ZM3 95H2V97H3ZM13 95V93L11 94V96ZM40 95V94H39ZM52 95V94H51ZM50 94L49 95H46V96H44V97H47L48 96V100H46L45 102L48 104L47 105V107L48 106H50L52 103V101H51V98L53 97H49V96H51ZM55 95V94H54ZM64 95H66L65 94V92H64ZM68 95V94H67ZM109 95V94H108ZM113 95H115V94H113ZM136 95V94H135ZM141 95V94H140ZM138 96V97H141V96ZM144 96V95H143ZM1 97V98H2ZM13 97H15L14 95H13ZM61 97V96H60ZM113 97V96H112ZM0 98V99H1ZM5 98H7V97H5ZM54 98V97H53ZM59 98V97H58ZM58 98H56V99H58ZM67 98V97H66ZM65 98V99H66ZM10 99V98H9ZM29 99V98H28ZM61 99H63V98H61ZM141 99V98H140ZM143 99V98H142ZM11 100V99H10ZM24 100V99H23ZM30 100V99H29ZM32 100V99H31ZM80 100V99H79ZM7 101H9V100H7ZM33 101V100H32ZM84 101H87V100H84ZM25 102H27V101H25ZM44 102V103H45ZM62 102V101H61ZM65 102V101H64ZM71 102V104H72V101H70ZM74 102H75V100H74ZM78 102V101H77ZM8 103V102H7ZM42 103V102H41ZM45 103V104H46ZM69 103V102H68ZM84 103V102H83ZM0 104H2L1 102H0ZM21 104H22V102H21ZM39 104H40V101H39ZM58 104V103H57ZM60 104V103H59ZM64 104H66V103H64ZM75 104V103H74ZM76 104H78V103H76ZM75 104V105H76ZM88 104V103H87ZM22 105H25V106H27L26 104H22ZM62 105V104H61ZM79 105V104H78ZM85 105V104H84ZM83 105V106H84ZM3 106V105H2ZM6 106V105H5ZM29 106V105H28ZM27 106V107H28ZM31 106V105H30ZM44 106V105H43ZM52 106V105H51ZM50 106V107H51ZM88 106H89V104H88ZM20 107H22V106H20ZM34 107V106H33ZM46 106H45V108H47ZM57 107V106H56ZM66 107V106H65ZM87 107V106H86ZM23 108H24V106L21 108L22 109V111H23ZM26 108V107H25ZM89 108V107H88ZM92 108V107H91ZM155 108V107H154ZM12 109V108H11ZM14 109V108H13ZM12 109V110H13ZM20 109V108H19ZM20 109V110H21ZM28 108H26V110H27ZM50 109H52V108H50ZM49 108L46 110L48 113H49V111L48 110H50ZM55 110L57 109V108H54ZM54 109H52V111L54 110ZM63 109V108H62ZM71 109V108H70ZM70 109H67V110H70ZM74 109V108H73ZM75 109H76V107H75ZM74 109V110H75ZM78 109V108H77ZM84 108H82V110H83ZM4 110H5V107H4ZM4 110H2V111H4ZM28 110H30V108L28 109ZM27 110V112H30L31 113V111H28ZM59 110V109H58ZM88 110V109H87ZM92 110V109H91ZM94 110V109H93ZM98 110H102V109H98ZM163 110V109H162ZM16 112L18 111V110H15ZM21 111V112H22ZM43 111V110H42ZM60 111V110H59ZM77 111V110H76ZM80 111V110H79ZM154 111V110H153ZM33 112H34V110H33ZM56 112H57V110H56ZM72 112V111H71ZM70 112V113H71ZM81 112V111H80ZM150 112V111H149ZM2 113V112H1ZM0 113V118L3 116V113L1 114ZM10 113V112H9ZM11 113H13L12 111H11ZM10 113V114H11ZM48 113H45V114H47L48 115ZM69 113V114H70ZM84 113H88L87 111H85ZM97 113V112H96ZM154 113V112H153ZM155 113H157L156 111H155ZM159 113H160V111H159ZM31 114H33V113H31ZM40 114V113H39ZM39 114H37V115H39ZM44 114V115H45ZM57 114H58V112H57ZM68 114V115H69ZM158 114V113H157ZM2 115V116H1ZM4 115H5V113H4ZM16 115V114H15ZM34 115V114H33ZM55 115V114H54ZM60 115H62V114H60ZM65 115V114H64ZM72 115H74V114H72ZM93 115V114H92ZM97 115V114H96ZM101 115V114H100ZM154 115V116H153ZM152 116H151V113H150V118H154V117H158L156 114H153ZM156 115V116H155ZM5 116H8V117H10V116H12V115H8L7 114V112H6V115ZM42 116V115H41ZM78 116H80V115H78ZM89 116H90V114H89ZM144 116H146V115H144ZM7 117V118H8ZM26 117H28V116H26ZM30 117V116H29ZM34 118H35V115L33 116ZM40 117V116H39ZM39 117H38V119H39ZM49 117V116H48ZM52 117V116H51ZM55 118V120H57L58 118H57V115L56 116H54ZM65 117H67V116H65ZM65 117H63V118H65ZM70 117V116H69ZM75 117V116H74ZM81 117V116H80ZM107 118H108V116H106ZM142 117V116H141ZM147 117V116H146ZM160 117H162V116H160ZM41 118V117H40ZM62 118V117H61ZM60 118V120L62 121V119ZM73 118V117H72ZM84 118V117H83ZM143 118V117H142ZM159 118V117H158ZM218 118V117H217ZM31 119V118H30ZM43 119V118H42ZM42 119H41V121H42ZM48 119V118H47ZM71 119V118H70ZM69 118H68V120L70 121L69 122V124H70V126H71V129H69V132H70V135L68 136L70 139L69 140H65V141H70V143H69V145L71 144V143H73L72 142V140H74V138L76 137V135H75V133H77L78 131L80 132V130H78L79 128H77V125H79L78 124V122H77V119L75 120V118H73V119H71L70 120ZM90 119H92V118H90ZM97 119V118H96ZM144 119H145V117H144ZM161 119V118H160ZM4 120V119H3ZM6 120V119H5ZM4 120V121H5ZM15 120V119H14ZM24 121H22V119H21V121H20V123L22 122V123H24V122H30V121H27V120H29V119H23ZM66 120V119H65ZM104 120V119H103ZM105 120H107V119H105ZM6 121H9V120H6ZM16 121V120H15ZM36 121V120H35ZM93 121V120H92ZM109 121V120H108ZM140 121V120H139ZM147 121H148V119H147ZM152 121V120H151ZM33 122V121H32ZM57 122H59V121H53V118H51V119H49V120H45V122H44V124H42V125H45V127L47 128L49 125H51V126H53V127H55V129L57 128L56 126V124H57ZM81 122V121H80ZM103 122V121H102ZM112 122V121H111ZM136 122H137V120H136ZM142 122H144V123H146V121L144 120V121H142ZM4 124V126H5V122H3ZM18 123H19V120H18ZM37 123H38V121H37ZM56 123V124H55ZM98 123V122H97ZM106 123V122H105ZM108 123V122H107ZM115 123V122H114ZM139 123V122H138ZM137 123V124H138ZM148 123V122H147ZM146 123V124H147ZM149 123H150V119H149ZM235 123V122H234ZM25 124V123H24ZM46 124H47V126H46ZM83 124H85V123H83ZM99 124H100V122H99ZM103 124V123H102ZM141 124V123H140ZM139 124V125H140ZM145 124V125H146ZM153 124V123H152ZM20 126L21 125H23V124H19ZM59 125H60V127L62 128V126H63V124H62V126H61V124L59 123ZM65 126H66V124H64ZM89 125H90V123H89ZM106 125V124H105ZM116 125V124H115ZM114 125V126H115ZM134 125V124H133ZM136 125V124H135ZM33 126H36V125H34L33 124ZM80 126H82V125H80ZM95 126V125H94ZM126 126V125H125ZM141 126V125H140ZM153 126V125H152ZM2 125L0 126V163L1 164H3V163H9L10 165H11V168H12V171H14L15 172V174H16V177H15V181H14V179L13 178H11V180L13 179V182L14 183H12L11 185L10 184H8V182L6 181V179L4 178V177H2V176H0V210H1V216L3 217V221H4V219H5V221L3 222V223H0V229H2L5 233H6V235H2L1 237H0V264H35V262H33V253L34 252H36L37 253V256H36V258L38 259V264H86V263H90V264H120L121 263V261L122 260H127L128 261V264H264V241L262 240V239H260L259 238V236L258 235H256V236H253L252 235V233H250V232H254V231H250V232H245V231H248V230H246L245 228H242V227H244V225L246 224H244L241 228L242 229H240V233H241V236H238V234H232V233H230L228 230H227V227L226 226H224L223 224H225V222L223 223V224H219L221 221L220 220H218V222L216 221V219H215V217H213L208 211H205L203 208H201L200 206H198V205H196V204H194V202H191L190 201V199H191V195L189 194V192H188V194L190 195L189 197H187L186 196V194H184L183 193V196L182 195H178L179 197H177L176 196V193L178 192H175V196H173L172 194L170 195V196H167V195H165V193L164 194H162L161 192H160V188H158V186L156 185V182H158V181H156V180H158V178H160V176L161 175H165V174H168V173H172V170H170L169 169V172H168V167L165 169V167L163 166V168L165 169V171H164V169H162V168H160L162 171H164V172H162V173H158V171H159V168L157 167L158 165L155 163L154 164V159L152 160V162H150V163H152L153 165H154V167L156 166V168L155 169H153V170H158L157 172H149V171H147V169H146V167H148V166H146V163L147 162H149V161H147V158H149V159H151L152 157H151V153H153V152H149V151H151L150 149H149V147H148V149L149 150H147V153H145L146 151L145 150H143V148H139V146L138 147H136V148H139V149H141V150H143L144 151V153L147 155V154H150V155H147V156H145V154H143L142 152L143 151H139L138 149V151H137V153L136 154H134V157L132 158V165H134V166H136V169L137 170H139V172L137 173H135V175H137V177L136 176H131V175H129L130 173L129 172H126L127 170H123V169H121V167H119V165H118V167H116V165L114 166L113 165V163H111V161L112 160H106L105 159V157H99V159L93 164V167L90 165V163H89V165H87L86 167L85 166H83L84 168L83 169H81L82 167L79 165V163H77V162H79V161H75V160H77V158H76V154H78V152L76 153L75 151L74 152H70L67 148H65L64 150H62L63 152V154H60V156H62V155H64L65 156V158L67 157V159L64 161V162H62L61 164H60V166L59 167H61V168H59L61 171L63 170L64 172L63 173H65L64 175L65 176H67V178L69 179V181H68V183H70V184H68V183H65V184H68V186H66L65 188H59L58 186H55V187H58V188H55V187H52V189L53 188H55L53 191L54 192H56L58 189L59 190H61L60 192H59V190H58V193L56 194V195H61V197H60V201L61 200H63L62 199V197L63 196H68L67 198L69 199L71 196H73V195H75V192H76V190H77V186L78 185H80L81 186V184L83 183V184H85L87 187H85L86 189H87V196L85 197L86 198V201H89V199L91 200V203H90V205H92V207H94V206H96L102 199H110L109 201V210L108 211H111V210H115V209H118L119 211V213H118V215H116L117 216V219H116V221L113 223V224H107L106 226H103V227H101L100 225V227L99 226H97V230H94V232L95 231H97V233L95 234V236H93V238H90V237H92V236H90L89 235V230H87L85 227H83V225L82 224H80L81 226H77V227H71L70 226V229H69V221H70V219L71 218H69L68 216H70L71 217V215L73 216V214H71V215H69V213H67V216L64 214L63 215V212H66V210L65 211H63L62 212V214H60L59 212H60V210L58 211L57 210V202H59V200L57 201L56 199H58V197L55 195L54 197H55V199H53L54 197H52V196H50V197H45L42 193H43V191H45V190H47L48 188H47V186H46V182H45V177L47 176V173H48V175H49V173L50 172H52L51 170L49 171V169H48V171L49 172H47V170L45 169V167L46 166H44V170L46 171H43L42 170V168L43 167H41V166H43L44 164H40L39 162H38V160H37V157H39V155H40V151L39 152H37V151H34V149H33V151L32 150H28V151H25V150H22L24 147H26L27 149H29V148H32L33 147V145H31V144H29V139L27 138V133H26V137H24V138H27L26 140L24 139V138H21V137H19L18 136V132H20V134H22V132H21V130H20V128L18 127V125H17V127L19 128H17L16 127V125L14 126L15 128L14 129H12V131H11V128L9 129L10 131H11V133L13 134V136L11 137V136H9L10 138L8 139V138H6V136H5V134H4V132H3V130H2ZM6 127V126H5ZM24 127H25V130H26V128H28V126L26 127L25 125H24ZM23 127V128H24ZM38 127V126H37ZM42 127V126H41ZM59 127V126H58ZM84 127V126H83ZM85 127H86V125H85ZM91 127H92V125H91ZM96 127H97V125H96ZM136 127H137V125H136ZM144 127V126H143ZM143 127L141 128V130H143ZM146 127V126H145ZM4 128V127H3ZM34 128V127H33ZM52 128V127H51ZM51 128H47V129H44V131L45 130H47L46 132H48V130H49V133L50 132H52V134L54 133L55 134V132L54 131H51ZM87 128H88V126H87ZM104 128V127H103ZM112 128V127H111ZM110 128V129H111ZM131 128H133V126L131 127ZM139 128V131H140V127H138ZM54 129V130H55ZM81 129V128H80ZM125 129V128H124ZM123 129V130H124ZM136 129V128H135ZM149 129H152V127H150ZM155 129V128H154ZM178 129H180V127H178ZM20 130V131H19ZM24 130V131H25ZM35 132L36 133H38V130L35 128ZM42 130H43V128H42ZM42 130H41V132H42ZM57 131L58 130H60L61 131V129H56ZM85 130V129H84ZM87 130V129H86ZM95 130V129H94ZM119 130V129H118ZM182 130V129H181ZM33 131V130H32ZM120 131V130H119ZM129 131H130V129H129ZM137 131V130H136ZM136 131H135V135H136ZM147 131H148V126H147ZM178 131V130H177ZM26 132V131H25ZM34 132V131H33ZM33 132L31 133L32 135H34L35 136V134H33ZM40 132V130H39V133H41ZM59 132V131H58ZM62 132V134H63V136H64V133H63V131H61ZM81 132H83V131H81ZM97 132V131H96ZM109 132V131H108ZM121 132V131H120ZM130 132H132V134L134 133V129L132 130V131H130ZM144 132V131H143ZM18 133V134H17ZM111 133V132H110ZM154 133V132H153ZM178 133V132H177ZM190 133V132H189ZM17 134V135H16ZM59 134H60V132H59ZM58 133H57V135H58V138H59V136L60 135H62V134H60L59 135ZM81 134V133H80ZM89 134H91V133H89ZM89 134H88V132H87V134H84V135H82V136H80V138H79V136L77 137V139L79 138V140H80V142H81V145H79V146H83V147H88L89 146V143H92L91 141V138H90V136L91 135H93V134H91L90 136H89ZM128 134V133H127ZM137 134H139V132H137ZM141 134V133H140ZM146 134V133H145ZM144 134V135H145ZM148 134V133H147ZM152 134V133H151ZM150 134V137L152 136ZM174 134V133H173ZM179 134V133H178ZM7 135V134H6ZM66 135L67 134H65V137L64 138H67L66 137ZM96 135V134H95ZM106 135V134H105ZM141 135H143V134H141ZM172 135V134H171ZM175 135H177L176 133H175ZM97 136H99V135H97ZM133 136V135H132ZM138 136V135H137ZM140 136V135H139ZM155 136V135H154ZM35 137H37V136H35ZM61 137V142H63L64 140V138L62 137V136H60ZM96 137V136H95ZM102 137V136H101ZM108 137H111V136H108ZM141 137V136H140ZM149 137V136H148ZM149 137V138H150ZM161 137V136H160ZM53 138V137H52ZM56 137L54 136V139H55ZM57 138V139H58ZM107 138V137H106ZM133 138V137H132ZM153 138V137H152ZM157 138V137H156ZM170 138V137H169ZM178 138V137H177ZM94 139V138H93ZM104 139V138H103ZM103 139H101L102 140V142L104 143V141H103ZM154 139V138H153ZM28 140V141H27ZM30 140H31V137H30ZM50 140V139H49ZM97 140V139H96ZM107 140H108V142L109 141H111V140H109L108 138H107ZM127 140V139H126ZM157 141H158V139H156ZM36 141L38 142L39 140H37V138H36ZM35 141V142H36ZM59 141L60 140H58L57 141V143H58V145H59ZM64 141V142H65ZM94 141V140H93ZM134 141V140H133ZM133 141H132V143H133ZM149 141H151V140H149ZM53 142H55L56 143V141H53ZM98 142V141H97ZM129 141H127V143H128ZM154 142V141H153ZM39 143V142H38ZM50 143V142H49ZM96 143V142H95ZM99 143V145H100V143L101 142H98ZM102 143V144H103ZM144 143H145V141H144ZM143 143V144H144ZM54 144V143H53ZM52 144V145H53ZM62 144V143H61ZM61 144H60V146H61ZM88 144V145H87ZM101 144V145H102ZM126 144V143H125ZM134 144V143H133ZM165 144V143H164ZM163 144V145H164ZM40 145V144H39ZM47 146H48V148L50 147L51 148V145L50 144H46ZM87 145V146H86ZM131 145V144H130ZM145 145V144H144ZM41 146H43V145H41ZM63 146V145H62ZM96 146H97V144H96ZM134 146V145H133ZM136 146V145H135ZM146 146V145H145ZM154 146H157V145H154ZM36 147H38L39 148V146H36ZM70 147V146H69ZM98 147V146H97ZM122 147H123V145H122ZM131 147H132V145H131ZM147 147V146H146ZM45 148H47V147H45ZM48 148H47V150H48ZM54 148H56L55 146H54ZM58 148V147H57ZM57 148H56V150H57ZM78 148V147H77ZM100 148V147H99ZM119 148V147H118ZM156 150L158 149V147L156 148V147H154ZM153 148V149H154ZM164 148V147H163ZM42 149V148H41ZM60 149V148H59ZM63 149V148H62ZM80 149H82V147L80 148ZM79 149V150H80ZM101 149V148H100ZM124 149H126V146H125V148ZM130 149V148H129ZM132 149H134V148H132ZM147 149V148H146ZM154 149V150H155ZM160 149V148H159ZM158 149V150H159ZM167 149V148H166ZM247 149V148H246ZM55 150V151H56ZM69 151V154H66V151ZM70 150H71V148H70ZM83 150H84V148H83ZM87 150V149H86ZM94 150H96V148H94ZM104 150H106V149H104ZM109 150V149H108ZM117 150H119V149H117ZM157 150V152H159ZM164 150V149H163ZM245 150V149H244ZM243 150V151H244ZM249 150V149H248ZM246 151V152H248V154H249V151ZM52 151H54V150H51L50 152H48V153H52ZM64 151H65V153H64ZM242 151V152H243ZM46 153H47V151H45ZM80 152H82V150L80 151ZM87 152V151H86ZM90 152H92V151H90ZM101 152H103V151H101ZM108 153H109V151H107ZM123 152H124V150H123ZM167 152V151H166ZM57 153V152H56ZM94 153H97V152H94ZM120 153H122V152H120ZM154 153H156V152H154ZM160 153V152H159ZM256 153V152H255ZM53 154V153H52ZM51 154V155H52ZM55 154V153H54ZM66 154V155H65ZM91 154V153H90ZM102 154V153H101ZM112 154V153H111ZM118 154V153H117ZM157 154V153H156ZM156 154H152V156L153 155H156ZM244 155H246L245 154V151H244V153H243ZM247 154V155H248ZM87 155V154H86ZM126 155V154H125ZM161 155V154H160ZM162 155H164V153L162 154ZM54 156V155H53ZM56 156V155H55ZM64 156H62V157H64ZM81 156H83L84 157V155H81ZM80 156V157H81ZM103 156V155H102ZM107 156H111V155H108L107 154ZM122 156V155H121ZM148 156H150V157H148ZM42 157H44L45 158V155L44 156H42ZM86 157V156H85ZM89 157V156H88ZM162 157V156H161ZM39 158H41V157H39ZM53 158H55V157H53ZM75 158V159H74ZM122 158H123V156H122ZM154 158V157H153ZM165 158H167L166 156H165ZM60 160L58 161V159H56L55 158V160L58 162V163H60L61 162V159L62 158H59ZM80 159V158H79ZM90 159V158H89ZM91 159H92V156H91ZM111 159H114V158H111ZM124 159H125V157H124ZM130 159H131V157H130ZM156 159V158H155ZM157 159H159L158 158V156H157ZM162 159H164V157L162 158ZM53 159H51L50 161H52ZM86 160V159H85ZM129 160V159H128ZM165 160V159H164ZM164 160H163V162H164ZM169 160V159H168ZM166 160V162L165 163H167V162H169V163H171L172 161L171 160ZM173 160V159H172ZM46 161H48V158H46L45 159V161L43 160V162L42 163H46V165H48V163L46 162ZM54 161V160H53ZM83 161V160H82ZM114 161V160H113ZM112 161V162H113ZM127 161V160H126ZM158 161V160H157ZM162 161V160H161ZM171 161V162H170ZM49 162V161H48ZM86 162V161H85ZM92 162V161H91ZM116 162V161H115ZM117 162H120V161H118L117 160ZM163 162H161L162 164H163ZM88 163V162H87ZM123 163H125L124 161H123ZM149 163V164H150ZM159 163V162H158ZM160 163V164H161ZM164 163V164H165ZM169 163H168V165H169ZM174 163V162H173ZM77 164H78V166L80 167V169L78 168V166H77ZM115 164H117V163H115ZM148 164V165H149ZM152 165V166H153ZM165 165H167V164H165ZM167 165V166H168ZM152 166H150V167H152ZM170 167L169 168H171V165H169ZM123 167V166H122ZM161 167H162V165H161ZM54 169H56V167L54 168ZM58 169V170H59ZM125 169H127V168H125ZM130 169V168H129ZM128 169V170H129ZM136 170V171H137ZM44 172V173H43ZM56 172H57V174H58V171H56V170H54L52 173H55L56 174ZM91 172L93 173V172H95L94 174H91ZM160 172V171H159ZM168 172V173H167ZM87 173H90V178L88 177V178H83L82 177V175H84V174H87ZM54 174V175H55ZM2 175L3 176H5V174L4 173H2ZM52 175V174H51ZM88 175V174H87ZM59 176H60V174H59ZM8 177H11L10 176V174L8 175ZM48 177V176H47ZM50 177V176H49ZM136 177V178H135ZM162 177V176H161ZM167 177V176H166ZM64 178V177H63ZM61 179V178H60ZM10 181V180H9ZM163 181V180H162ZM56 182V181H55ZM164 182V181H163ZM48 183V182H47ZM57 183V182H56ZM56 183H54V184H56ZM160 183V182H159ZM162 183V182H161ZM117 184V186L119 187V193H118V195L117 196H114L113 197V195L114 194H112V192H109V188H111V187H115V186H113V185H116ZM51 185V184H50ZM49 184H48V187L50 186ZM163 186V185H162ZM163 187H165V185L163 186ZM83 188H84V186H83ZM49 189H51V188H49ZM84 190V189H83ZM112 190V189H111ZM107 192V194H105L106 192ZM49 193H50V191H48ZM105 192V193H104ZM109 192V193H108ZM183 192V190H181V193ZM180 193V194H181ZM187 193V192H186ZM42 194V195H41ZM50 194H52V193H50ZM105 194V195H104ZM109 194H112V195H110L109 196ZM166 194H168V193H166ZM214 194V193H213ZM53 195V194H52ZM43 196V197H42ZM186 196V197H185ZM193 197V196H192ZM66 198V197H65ZM87 198H88V200H87ZM241 199V198H240ZM53 200V201H52ZM66 200V199H65ZM204 200V199H203ZM202 200V201H203ZM208 200V199H207ZM69 201H71V200H69ZM201 202V200L199 199L198 200V202ZM205 202V201H204ZM40 203H42V204H40ZM88 203V202H87ZM206 203H208V201L206 202ZM65 205V204H64ZM63 205V206H64ZM209 205V204H208ZM212 206V205H211ZM67 207V206H66ZM91 207V208H92ZM18 208V209H17ZM206 208V207H205ZM17 209V211L19 210V212L18 213H16L15 215H11V213L12 212H14L15 210ZM43 209H46V216L43 218V219H41V218H39V217H33V214H34V212H33V214H32V216L30 215V212H31V210H39V211H42ZM61 209V208H60ZM68 209H70V208H68ZM212 209V208H211ZM70 211V210H69ZM108 211H107V213H108ZM71 212V211H70ZM96 213V212H95ZM219 213V212H218ZM36 214V213H35ZM93 214V218H96V214H94V213H92ZM215 214V213H214ZM225 216V215H224ZM231 216V215H230ZM248 216V215H247ZM229 217V216H228ZM39 218V219H38ZM104 218V217H103ZM257 218V217H256ZM222 219V218H221ZM250 219V218H249ZM226 220H228L227 218H226ZM231 220V218L229 219V221ZM74 221V220H73ZM233 221V220H232ZM238 221V220H237ZM259 221V220H258ZM239 222V221H238ZM71 223V222H70ZM222 223V222H221ZM78 224V223H77ZM85 224V223H84ZM230 224V223H229ZM248 224V223H247ZM104 225V224H103ZM72 226H74V225H72ZM249 226V225H248ZM250 226H252V225H250ZM65 227H67L68 228V230L65 228ZM89 227V226H88ZM96 227V226H95ZM237 227H238V229H239V227H240V225L238 224L237 225ZM256 228V227H255ZM65 229H66V236H64L65 238H63V240H62V237H63V235H61L62 233H64L65 234ZM232 229H233V227H232ZM231 230V229H230ZM235 230V229H234ZM251 230V229H250ZM264 230V229H263ZM1 232V233H4V232ZM242 231L243 232H245V233H248V234H243L242 233ZM262 231V230H261ZM90 232H91V230H90ZM256 232V231H255ZM255 232L253 233L254 235H255ZM243 234V235H242ZM256 234H257V232H256ZM260 234H262V233H260ZM264 235V234H263ZM62 236V237H61ZM90 236V237H89ZM262 238V237H261ZM62 240V241H61ZM36 253H34V254H36ZM35 256V255H34ZM33 257V258H32ZM36 258H34V259H36ZM36 261V260H35ZM126 262V261H125Z\"/></svg>",
	"mask_w": 264,
	"mask_h": 264
}]
</instances>
